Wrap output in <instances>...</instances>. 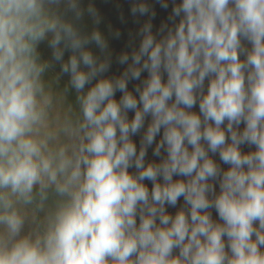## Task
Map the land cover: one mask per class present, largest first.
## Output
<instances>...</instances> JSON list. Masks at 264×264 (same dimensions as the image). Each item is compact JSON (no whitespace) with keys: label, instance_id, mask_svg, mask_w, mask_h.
I'll list each match as a JSON object with an SVG mask.
<instances>
[{"label":"clouds","instance_id":"9594fccd","mask_svg":"<svg viewBox=\"0 0 264 264\" xmlns=\"http://www.w3.org/2000/svg\"><path fill=\"white\" fill-rule=\"evenodd\" d=\"M171 2L154 33V8L132 0L134 22L148 19L117 57L127 68L105 77L112 53L93 4L0 0V264H264V0ZM145 71L138 100L128 83ZM161 129L154 155H167L146 166Z\"/></svg>","mask_w":264,"mask_h":264},{"label":"trees","instance_id":"16d2710c","mask_svg":"<svg viewBox=\"0 0 264 264\" xmlns=\"http://www.w3.org/2000/svg\"><path fill=\"white\" fill-rule=\"evenodd\" d=\"M147 2L149 4L152 5V7L154 8L155 12H156V16L155 18L152 20L153 23V32H157L161 23H165L168 22V16L171 14V10H172V2L171 0H168L169 3V7L167 9H163L160 7V5L158 3H156V0H147ZM179 2V0H177V3ZM91 3L93 4V6H95L97 8V10H99L100 15L102 17V15H105L106 10L111 12V16L110 19L112 21L113 24V31L119 30L121 33V36L119 39H111V42H109V48L111 50V67L109 69L108 72H106L104 74L105 77H118L120 76L123 71L127 68V65H121L117 62V57L123 53V52H129L131 53V48L129 47V41L131 39L130 37V33L131 34H135L139 27L148 19L147 16L145 17H138L139 19V23L134 22L131 13H130V6L132 3V0H82V6L83 7H87V5ZM121 14L124 17V22H121L120 16ZM90 20L89 18H85L84 24H86V21ZM107 22L109 23L110 21L107 20ZM99 28V30L101 31V28L99 26H96ZM245 46L246 47H251L249 44H247V42L245 41ZM139 44V39L137 38L135 40V46L138 47ZM95 49V48H94ZM94 49H92V51L94 52ZM96 55H101L100 51L97 50L95 52ZM69 53L67 54L68 57ZM66 57V59H67ZM241 59L243 60L244 57L241 56ZM148 77V73L142 72L141 77L139 80H130L128 83V89L130 92H132L133 95H135L137 97V99L139 100V95L138 93L135 92V88L136 86H140L141 88L143 87L142 85V81L147 79ZM164 79L166 81L167 77L166 75L164 76ZM93 83H95V81H93ZM207 85H208V80L206 79L205 81V92L207 91ZM123 93L120 91H117L115 93V99L117 101H119V99L122 97ZM192 112H195L197 114H199V102L197 101V104L190 110ZM129 120H131L132 118H134L135 112L134 110H131L127 113ZM151 123V116L146 117L145 119V125L144 128H142L140 130L139 133H137L136 135L132 136L131 139L133 140V142L136 144L137 147V151H139L140 148V142L141 139L148 127V125ZM226 126V122L225 125H222V127ZM244 124L241 123V125L239 126L240 130H243L244 128ZM163 135V129H161L160 134L155 138V142L148 147L147 149V154L145 157V165L147 166L148 163H159L161 162V160L163 158L166 157V152L162 149L161 150V155L160 156H155L154 155V150L156 147V143H159L160 139L162 138ZM254 150V146H248V145H242L241 146V151L242 152H249V151H253ZM210 157L216 161V163H218L221 167L222 170H227L230 165L224 164L219 157V153L216 154H212L209 153ZM130 173L135 174L136 170L134 168H130L129 169ZM186 177H180V176H173V180H185L186 181ZM159 182L162 184L163 183V179L162 178H158ZM149 189V191H151L152 189V182L149 180H145L143 182ZM215 188L217 193L219 192V184L215 183ZM166 208V212L172 216H175V214L181 210L182 208H185V202L183 197H181L176 206L175 207H171L168 205H165ZM211 214H212V218L214 221L220 222L222 223V221L219 220V216L217 214V212L215 211V209H211ZM137 223H139V219L137 218ZM158 223V221H157ZM28 230V226L26 225L25 231ZM226 240V238H225ZM178 254V249L174 250V255Z\"/></svg>","mask_w":264,"mask_h":264},{"label":"rangeland","instance_id":"374dc122","mask_svg":"<svg viewBox=\"0 0 264 264\" xmlns=\"http://www.w3.org/2000/svg\"><path fill=\"white\" fill-rule=\"evenodd\" d=\"M110 16H111V12L106 10L105 15H102V22L98 26L101 28V31L104 33V35L108 38V41L111 42V39H113V37L109 33V26L113 30V24H112V21L110 19ZM107 20L110 22L108 23ZM84 25L86 27V30L91 31V29L93 27L91 20L86 21V24H84ZM92 49H94V54L97 50H99L95 46H92ZM38 51L40 52L42 59H46V60L51 59V49L48 47L47 41L41 42L39 44ZM67 54L68 53L66 52L65 53V59L67 57ZM59 70H60V66H59V64H56L54 69L50 73H46L45 79L47 80V79L55 76L57 73H59ZM68 79H69V77L67 75L62 76L59 84L55 86L57 88V90H62L64 88L65 84L67 83ZM75 95L76 94L73 90V91H70L68 96H67V101L69 103H72L73 105H75ZM41 215H43V214L41 213Z\"/></svg>","mask_w":264,"mask_h":264}]
</instances>
